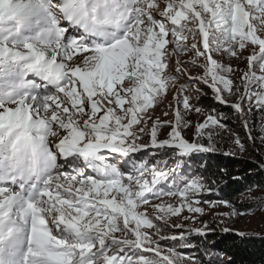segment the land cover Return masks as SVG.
I'll list each match as a JSON object with an SVG mask.
<instances>
[{
  "label": "snow or ice",
  "instance_id": "6c2138e0",
  "mask_svg": "<svg viewBox=\"0 0 264 264\" xmlns=\"http://www.w3.org/2000/svg\"><path fill=\"white\" fill-rule=\"evenodd\" d=\"M204 87L241 116L264 112V0H0V264H203L160 244L183 232L160 233L217 206L203 199L215 179L179 171L227 129L212 109L182 135ZM219 203L229 219L255 211Z\"/></svg>",
  "mask_w": 264,
  "mask_h": 264
},
{
  "label": "rangeland",
  "instance_id": "374dc122",
  "mask_svg": "<svg viewBox=\"0 0 264 264\" xmlns=\"http://www.w3.org/2000/svg\"><path fill=\"white\" fill-rule=\"evenodd\" d=\"M191 41H189L190 43ZM249 53L245 52L244 56L247 57ZM192 54H183L179 58L182 61L188 60ZM216 59H221L220 56H216ZM229 63L232 64L233 68L240 69V70H246L247 69V60L246 59H240L237 60L235 58H228ZM172 63H175V58H173ZM170 72L174 73V68L169 69ZM198 74H201V71L196 68L191 69V75L197 76ZM241 75L240 71L235 72V75L232 77L236 83H239L238 77ZM185 83V78L181 77L178 81L177 87L179 84ZM173 91H170L168 93L167 100L164 101V104H162L160 107H157L155 109V116H159L161 120H174V116L172 114V111H170V114L165 117L162 115V109L169 103L172 102L173 109L175 107V102L173 101ZM204 91L207 92V95H204L200 98L201 101H205V99H211L212 94L211 90L204 87ZM241 92H243V87H241ZM195 95V94H193ZM233 102H235L236 97L231 98ZM200 100L196 101L195 99L192 100L193 104H198L199 107L204 109L203 114H197L195 112L191 113L187 119L191 120V125L182 133L189 141L193 139V134L195 132V125L197 122H203L205 119V116L212 112L213 108H205L200 105ZM214 101V100H213ZM225 106V105H222ZM227 107V106H226ZM245 107V115L241 116L240 114L235 113V116H231V114L224 113L221 109L217 107L215 109V112L217 114L223 113L226 117L223 120V123L227 125V129L220 132V134L216 137L217 140V150L213 152H207V153H200L197 155L192 156L190 159H185L181 162L179 171L186 174H200L199 169H196V166H193V159L194 157L202 158L209 155H212L214 153L223 152V153H230L232 157H236L241 160H253L252 153H258L262 159L261 166L264 165V112L258 111L255 107L248 112L247 110V104L244 105ZM229 108V107H228ZM234 111V110H233ZM245 121L248 123V127H245ZM232 125H235V127H231ZM151 123V121L149 122ZM250 126L253 129L250 130ZM169 131L168 128H164L161 131L160 138H166L167 132ZM249 132L251 136L254 139H249ZM236 137H239V139L243 142L245 145V150L241 152L239 148L235 145L234 140ZM144 143H149V136L145 135L143 139ZM222 149V151L220 150ZM151 151V150H149ZM134 156L139 157L141 156V153H136ZM161 158V157H157ZM149 159H152L151 157ZM192 162V163H191ZM174 166V165H173ZM262 168V167H261ZM264 170V168H262ZM201 175V174H200ZM216 184L213 185V192L211 194L206 195L203 197V199L211 200L213 202H217V206L215 208L210 207L208 204L202 203L200 206L204 208V214H196V213H188L187 210H185L181 217H172L169 220L168 226L164 227L162 232L160 233L161 236L165 237H171L173 235H179L181 232L184 233L185 239H162L160 240V244L164 247V249H173L174 251L182 254L185 257H193L199 261H202L203 264H216V256L215 254H207L205 252H199L197 250V247L192 242L198 238L203 237H209V235L213 234L214 231L222 232V228L224 226H227L234 230H239L240 232L245 233V236H261L264 237V209H260L259 207H256L258 203L264 204V186L260 185H253L249 188H245L243 191L238 193L235 196H232L229 201L231 204L236 206V210L238 212H243L249 208H255V211L251 215H237L235 217H232L229 219L228 217L224 216H218L217 213H226L231 212L230 208L224 207L222 204H220V201L222 200L220 197H218V192ZM249 189H251L249 191ZM258 198V199H257ZM165 203H173L175 204L177 202L176 198L174 197H164L163 198ZM153 203H159L160 201H152ZM148 214L154 215L153 209L148 208ZM189 216V217H195V220L193 219H183L182 217ZM221 220L224 221V223H221ZM157 224H160L162 222L155 221ZM205 223L208 225V231L206 235H199L193 231H189V229H195V228H203ZM180 224L182 225V228H176L173 225ZM178 229V230H177ZM182 230V231H179ZM234 233V232H231ZM189 234V235H186ZM155 239H159V237H154ZM188 238L189 240H187ZM202 254V255H201ZM204 259H206L204 261Z\"/></svg>",
  "mask_w": 264,
  "mask_h": 264
},
{
  "label": "trees",
  "instance_id": "16d2710c",
  "mask_svg": "<svg viewBox=\"0 0 264 264\" xmlns=\"http://www.w3.org/2000/svg\"><path fill=\"white\" fill-rule=\"evenodd\" d=\"M199 103L202 107H218L224 113L235 116L233 109L211 99L200 100ZM231 127H235L232 122ZM250 130H253L251 126ZM225 153L218 152L193 159V166L199 169L201 175L215 179L216 187L219 186L218 197L226 201L245 188L253 185L264 186V170L261 168L262 159L258 153H252L253 160H241ZM192 242L199 252L215 254L216 264H264V237L261 236L241 237L231 232L214 231L209 237L198 238Z\"/></svg>",
  "mask_w": 264,
  "mask_h": 264
}]
</instances>
